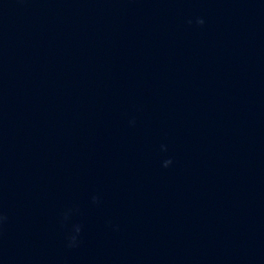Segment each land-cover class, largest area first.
Masks as SVG:
<instances>
[{
    "label": "water",
    "instance_id": "95a60500",
    "mask_svg": "<svg viewBox=\"0 0 264 264\" xmlns=\"http://www.w3.org/2000/svg\"><path fill=\"white\" fill-rule=\"evenodd\" d=\"M0 264H264V0H0Z\"/></svg>",
    "mask_w": 264,
    "mask_h": 264
}]
</instances>
